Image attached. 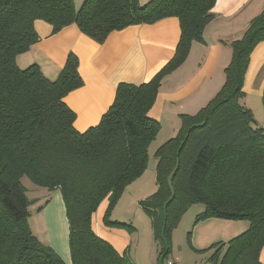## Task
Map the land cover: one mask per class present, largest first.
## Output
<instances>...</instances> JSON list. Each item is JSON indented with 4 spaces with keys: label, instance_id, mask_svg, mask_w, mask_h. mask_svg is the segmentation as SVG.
I'll list each match as a JSON object with an SVG mask.
<instances>
[{
    "label": "trees",
    "instance_id": "16d2710c",
    "mask_svg": "<svg viewBox=\"0 0 264 264\" xmlns=\"http://www.w3.org/2000/svg\"><path fill=\"white\" fill-rule=\"evenodd\" d=\"M216 0H0V264H67L33 233L32 202L22 178L59 189L69 224L72 264H135L92 226L104 199L107 226L113 205L148 166L149 148L161 124L149 116L163 80L186 60L194 41L215 17ZM178 17L181 37L173 58L148 82H121L98 125L78 131L76 113L64 98L81 87L79 58L70 52L55 80L37 64L20 68L16 58L39 40L35 21L53 32L76 24L95 41L115 30ZM264 40V9L231 43L232 58L220 91L196 114H183L178 133L155 151L157 192L142 202L161 245L158 264L171 252V232L192 203L207 218L243 220L247 230L212 244L210 264H263L264 126L241 99L252 51ZM160 211V214L157 213Z\"/></svg>",
    "mask_w": 264,
    "mask_h": 264
},
{
    "label": "crops",
    "instance_id": "0c3cea01",
    "mask_svg": "<svg viewBox=\"0 0 264 264\" xmlns=\"http://www.w3.org/2000/svg\"><path fill=\"white\" fill-rule=\"evenodd\" d=\"M84 1L74 0L77 10ZM149 1L140 0L142 4ZM263 9L264 0H216L212 9L216 17L204 29L205 42L192 43L186 60L164 78L149 110V116L161 124L150 148L157 142L159 144L163 136L174 137L181 127V116L195 114L220 91L226 80L225 69L232 58L231 43L243 36L250 21ZM35 28L39 40L28 51L20 53L16 62L20 68L37 64L47 78L55 80L69 53L77 54L84 84L68 93L64 100L76 113L74 126L80 132L100 123L114 103L116 90L121 82L142 84L151 80L173 58L181 37L180 20L174 16L154 23L136 24L115 30L102 43L84 34L76 24L54 33L50 23L37 19ZM244 91L245 96L241 102L253 111L258 123L264 126V40L252 51L244 78ZM160 138L162 139L159 140ZM167 138L160 145L169 139ZM43 188L42 191H37L36 187H27L28 193H34L30 198L37 200L52 193L62 196L59 189ZM101 221L97 220L96 224L92 222L94 231L110 242L120 254H127L129 246H125L130 236L104 227ZM204 222L210 223L208 228L211 230L207 231L209 234L200 238L198 243L194 240V247L202 250L216 242L229 241L249 227V222L243 220L209 218ZM222 223L225 226L230 224V229H222ZM114 232H118L117 238ZM52 244L61 257L72 264L70 247L60 250L55 243ZM152 252L149 254V264H158L159 251L156 260ZM212 252L213 250L208 252L207 258H202L208 264ZM263 252L264 248L261 255ZM165 261L166 264H178L173 254Z\"/></svg>",
    "mask_w": 264,
    "mask_h": 264
},
{
    "label": "rangeland",
    "instance_id": "374dc122",
    "mask_svg": "<svg viewBox=\"0 0 264 264\" xmlns=\"http://www.w3.org/2000/svg\"><path fill=\"white\" fill-rule=\"evenodd\" d=\"M197 112L198 111H196L195 114ZM166 138L163 136V140ZM161 139L162 138L159 140ZM161 142L159 144L157 142V144H154L150 148L146 170L140 177L126 187L121 198L112 207L110 219L115 222L131 225L132 229L121 225H105L104 214L107 207H109V200L108 202H106V199L102 201L92 215L93 224H96L95 222L101 219L104 227L122 231L127 236H130V240L127 239L125 246H129L127 249L128 255L126 254V256L135 264H149L150 251H153V258L156 260L158 251L161 249V245L158 244V240H156L154 236L152 216L142 205L144 200L153 196L158 190L156 182L157 159L155 158V151L157 150L156 148L161 146ZM22 182L28 188L36 187V189H38L37 191H42L44 189L34 184L27 176L22 178ZM33 195L34 193H31V191L28 193L29 199L32 201L29 206L30 215L28 217V223L33 233L44 244L51 245L55 250L57 249L52 243H55L60 250L66 248V246L69 247V224L62 196L52 193L49 194L48 197H40L37 200H33L30 198V196ZM204 209L205 206L201 203L190 204L171 232L170 255H174L178 264H208L207 260L202 258L203 256L207 258L208 252L211 250L206 249L210 246L204 250L194 247V240L198 243V240L207 237L209 234L207 231L211 230L208 228L210 223L204 222L209 218L195 223L196 215L204 211ZM157 213L160 214V211L157 210ZM202 222H204V224H200ZM225 225L226 224L223 223L220 224L222 229H230V226H228L230 224L227 226ZM233 227L232 225V228ZM114 236L117 238L118 232H114ZM261 261L264 264V252L261 255Z\"/></svg>",
    "mask_w": 264,
    "mask_h": 264
}]
</instances>
